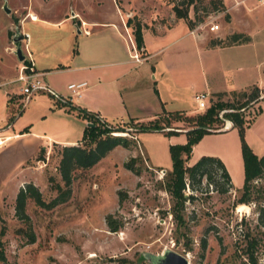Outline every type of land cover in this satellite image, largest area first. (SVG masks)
Masks as SVG:
<instances>
[{"label":"rangeland","instance_id":"1","mask_svg":"<svg viewBox=\"0 0 264 264\" xmlns=\"http://www.w3.org/2000/svg\"><path fill=\"white\" fill-rule=\"evenodd\" d=\"M5 1L9 11L3 7ZM126 1L145 5L142 8L146 12L151 6L165 10L162 0ZM20 2L0 0V80H4L0 91L21 94L14 103L13 127L17 131L30 130L15 140L13 148L38 141L40 136V148L45 151L43 159L29 162L28 176L18 186L8 182L0 187V226L5 224L4 234L0 237L6 257L3 264H151L142 254L160 253L165 248L184 255L188 264H264V222L259 219L264 177L253 181L258 188L253 194L261 195L260 198L238 202L244 181L242 142L258 155L264 152V102H260L264 97L251 102L245 109L248 120L242 135L237 127L224 128L230 120L221 111L220 126L214 131L203 132L193 143L186 164L203 155L217 156L230 175L232 187L227 192H220L213 183L208 184L206 178L192 184L186 177V199L178 208L181 217L172 212L175 198L166 189L165 182L172 168L169 145L185 143L184 129L190 126L174 121L172 125L183 126L182 130L135 132V127L126 126L127 120L113 119L107 125L112 126L114 133L131 139L130 146L117 145L93 166L74 172L76 176L71 183L70 195L63 202L48 208L28 199L26 213L29 220L15 214L16 193L27 182L36 185L46 201L58 195L55 183L64 187V182L56 167L57 146L52 142L67 132L75 134L77 126L87 122L85 117H78L81 121L73 114L51 108L53 100L57 99L53 91L67 93V74L55 79L58 87L53 86V91L40 89L25 98L22 91L25 83L16 78L21 60L15 48L21 40H14L18 32L17 9L22 7ZM33 2L39 4L44 0ZM208 2L195 0L198 10L190 6L189 14L193 18H197V14L203 16L195 26H200L197 30L205 33L207 41L224 39L227 11L212 10ZM104 7L111 15L116 14L110 0L104 1ZM210 21L220 23L219 29L209 30L207 23ZM30 27L34 30L35 26L31 24ZM44 31L50 35L54 33L48 29ZM39 79L50 86L46 77ZM186 83L188 86V81ZM106 88L99 86L87 97L96 102L107 93ZM261 89L260 94L264 93V86ZM185 91L189 107L199 111L194 98L198 91L190 86ZM232 98V94L223 97ZM260 105L263 108L258 111ZM75 107L79 105L75 104ZM135 156L138 158H135L134 167L138 171L125 165ZM107 214L119 224L116 230L107 225ZM30 233L33 234L31 240Z\"/></svg>","mask_w":264,"mask_h":264},{"label":"crops","instance_id":"2","mask_svg":"<svg viewBox=\"0 0 264 264\" xmlns=\"http://www.w3.org/2000/svg\"><path fill=\"white\" fill-rule=\"evenodd\" d=\"M104 1L44 0L34 4L33 0H21L22 7L17 9L16 26L21 33H29L27 48L38 78L46 77L53 89V86L58 87L55 79L67 74V93L58 92L62 95L69 94V82L87 81L80 95L72 97V104L92 111L108 122H112L110 119L147 120L163 109L194 112L187 102L185 90L189 86L209 95L217 92L229 95L253 85L263 91L264 0H223L228 14L223 34L245 32L250 40L214 46L207 44L205 33L191 32L195 25L190 27L187 19L176 17L171 1L162 0L164 12L155 6L146 12L142 8L145 5L110 0L115 15L105 9ZM189 11L188 16L192 17ZM133 16L142 23L144 51L140 52V62L130 56L128 34L133 41L134 36L125 18ZM31 24L35 26L34 30ZM46 29L54 33L50 35L44 31ZM83 29L89 31L86 33ZM21 48L25 57L26 49ZM23 61L24 58L20 65ZM3 82L0 80V88ZM99 86H107V93L94 102L87 96ZM20 95L9 90L0 91V135H12L0 147V187L8 182L16 187L24 181L29 162L40 150L41 137L35 132L38 141L13 148L15 140L30 132L28 128L17 131L13 127L14 103ZM263 97L264 93H261L259 99ZM64 102L55 99L51 108L81 120L77 110ZM87 124H90L88 120L77 126L75 134L67 132L55 138L57 140L52 144L80 143Z\"/></svg>","mask_w":264,"mask_h":264},{"label":"trees","instance_id":"3","mask_svg":"<svg viewBox=\"0 0 264 264\" xmlns=\"http://www.w3.org/2000/svg\"><path fill=\"white\" fill-rule=\"evenodd\" d=\"M172 2V9L176 17H184L190 27H193L198 21L203 19V16L197 14V18L189 17L188 11L190 6L198 10V5H195V0H170ZM212 10H224L225 5L223 0H209ZM204 9L207 10L206 4ZM206 12V11H205ZM228 17V14H226ZM126 24L132 28V33L137 48L143 52V35L142 23L136 17H128ZM250 36L245 32H233L227 34L224 39L211 38L208 45H227L240 42H247ZM25 60V59H24ZM264 71V69H263ZM260 87L253 85L250 88L232 91V99H223L227 94L225 92L213 93L209 96L208 106L203 111L185 112V111H167L162 110L155 117L147 120H127V127H135V132L140 130H162L166 133L176 132L182 130L183 126L172 125L174 121H181L190 126L184 129L187 140L181 144H170L169 151L172 159V168L168 172L166 179V189L174 196L172 212L176 216H180L178 208L186 196L184 188L186 186V177L192 184L199 182L206 178L208 184H214L215 189L220 192H227L232 187L230 175L221 161V159L214 155L200 156L191 164H186L189 153L192 150V145L197 141L203 132L212 131L206 129L218 128L220 125L219 113L223 111V116L232 122L231 127H237L239 133L242 135L247 118H245V109L254 101H257L260 96ZM63 104L68 105L71 109H76L77 113L85 117L90 124L84 127L81 142L76 144H61L54 143L57 146L59 154L57 169L60 173L61 180L64 182V187L59 183H55L59 189L58 195L46 201L41 194V191L32 182H27L20 187L15 196V214L23 220H29L26 213V202L28 199H33L37 204L44 207H52L67 199L71 191V183L76 172L79 169H86L96 164L102 157H104L111 149L117 145L130 146L132 141L126 135L114 133L112 126L107 125V120L100 118L96 113L85 108L75 107L70 100ZM263 106L258 107L261 111ZM125 128V127H121ZM130 133V132H129ZM133 135V133H131ZM133 138V137H132ZM135 138V137H134ZM45 148H40L39 152L34 156V159L44 158L43 152ZM242 156L244 167V181L241 187V196L238 202H249L251 199H258L261 195H254V191H258L253 181L264 177V152L261 155L256 154L252 148L246 143L242 142ZM133 158V159H132ZM137 156L131 157L125 162V165L131 170L135 169L134 161ZM52 178V177H51ZM50 178V180H51ZM54 186V187H55ZM263 202L259 205V219L264 222V196ZM106 223L111 230H116L119 227L118 223H114L110 214L106 215ZM5 224L0 226V237L4 234ZM33 238V234H29V240ZM3 241L0 239V264L5 263L6 257L4 254ZM144 257V256H143Z\"/></svg>","mask_w":264,"mask_h":264},{"label":"built area","instance_id":"4","mask_svg":"<svg viewBox=\"0 0 264 264\" xmlns=\"http://www.w3.org/2000/svg\"><path fill=\"white\" fill-rule=\"evenodd\" d=\"M81 24H85L84 21H81ZM209 30L216 31L219 29V23L215 21H210L207 23ZM200 26H195L191 30V32H194L197 30V28ZM84 32H88V29H83ZM127 31V30H126ZM128 34V33H127ZM128 40L130 42V48L132 50L131 57L137 61L140 62L142 60V56L138 52V48L136 46L135 40L133 41L131 36L128 34ZM21 41H24L22 44L24 48L26 49V55L24 57V61L22 64L19 66L18 69V74H17V79L23 81L25 84L22 87V91L25 94V98H28L31 93H33L36 90H46V91H53L48 85L45 83L41 82L40 79L38 78V73L34 69V62L33 58L27 48L28 43H29V33L23 32L22 33V38ZM87 81L82 80L78 82H69L67 84V88L69 89V94L67 95H62L56 91H53V95L60 100L64 101H72V97H77L80 95L81 91L86 87ZM209 94L205 91L197 92L194 95V98L197 102V109L199 111H203L207 106H208V101H209ZM12 138V135H0V147L4 145L7 141H9Z\"/></svg>","mask_w":264,"mask_h":264},{"label":"water","instance_id":"5","mask_svg":"<svg viewBox=\"0 0 264 264\" xmlns=\"http://www.w3.org/2000/svg\"><path fill=\"white\" fill-rule=\"evenodd\" d=\"M6 11H9V7L7 6V2H4L3 5ZM22 33L18 30L16 35L14 36V40H21ZM15 53L20 60L24 58V53L22 52V48L20 43L16 45ZM225 128V127H224ZM208 130L214 131L215 129L206 127ZM144 258H146L151 264H188V261L184 255L178 253L170 248L163 249L160 253H150L145 252L142 254Z\"/></svg>","mask_w":264,"mask_h":264},{"label":"bare ground","instance_id":"6","mask_svg":"<svg viewBox=\"0 0 264 264\" xmlns=\"http://www.w3.org/2000/svg\"><path fill=\"white\" fill-rule=\"evenodd\" d=\"M230 126V122L227 123V125L225 126V128H228Z\"/></svg>","mask_w":264,"mask_h":264}]
</instances>
